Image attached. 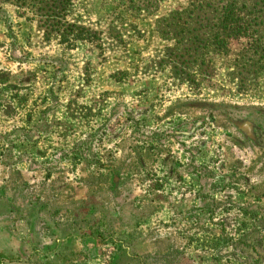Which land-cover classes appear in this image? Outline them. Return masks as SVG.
I'll use <instances>...</instances> for the list:
<instances>
[{
    "label": "rangeland",
    "instance_id": "374dc122",
    "mask_svg": "<svg viewBox=\"0 0 264 264\" xmlns=\"http://www.w3.org/2000/svg\"><path fill=\"white\" fill-rule=\"evenodd\" d=\"M186 1L157 0V12L150 15L134 8L144 7L146 0H75L70 18H75L77 25L85 28L82 35L87 33L90 38L72 42L75 46H70L71 41L60 43L58 39L48 47L37 43L38 49L58 57L54 65L64 66V72L58 73L63 74L64 82L56 85L55 99L70 102L61 104L52 114L54 120L66 125L67 149L82 147L80 142L101 126L100 129H106L96 147L105 154L106 163L110 150L124 148L127 143L131 129L121 133L122 128L140 126L143 120H148L149 128L145 129L151 140L157 139V148H162L163 153L173 154L179 178L173 181L175 185L159 191L168 195V200L157 201L155 222H152L153 226L157 222L155 236L149 237L157 240L147 241L148 237L140 235L117 237L118 244L130 247L128 254L117 253L109 235L114 223L110 204L113 195L109 188L94 182L93 176L98 177L96 172L87 163L82 165L77 160L80 156L72 150L68 189L54 188L52 193L51 188L42 185L16 189L23 199L31 197L38 201L41 218L34 232L30 220L12 223L15 233L1 236L0 231L3 261L264 264V168L261 166L264 165V73L232 72L227 67L237 57L234 55L213 60L212 67L206 68L203 75L192 69L182 70L180 65L176 68L177 59L171 55L176 38L168 34L171 21L164 17L186 5ZM16 3L19 4L16 0H0L1 25L9 20L17 33L27 31L24 29L28 28L27 21L33 14ZM35 31L42 38L40 30ZM33 41L40 40L33 36ZM244 45L232 43L233 49ZM257 60L248 55L239 63L247 61L251 65ZM47 64L43 69L52 72L55 68ZM110 116L123 120L109 127ZM200 116L204 118L198 119ZM192 117L193 124H185ZM250 122L257 125L255 133L260 136L258 141L245 146L243 141L250 139L243 138L237 125L249 132ZM175 127L177 131L190 133L176 135ZM56 129L61 130L59 125L54 126ZM123 135L125 138L117 144L114 138ZM59 141L54 138L55 144ZM44 146L45 142L39 145L40 149ZM235 168L242 170L236 173ZM209 173H213L212 179L208 178ZM160 178L161 173H157V180ZM84 179L93 183L81 187ZM201 183L204 192L199 194ZM86 195L88 199L84 198ZM74 201L72 210L68 205ZM116 201L122 205L121 200ZM97 204L101 206V215L98 214L101 220H96L91 211ZM21 208L31 211L29 203ZM97 225H103L98 235L93 234ZM87 233L91 235L86 236Z\"/></svg>",
    "mask_w": 264,
    "mask_h": 264
},
{
    "label": "crops",
    "instance_id": "0c3cea01",
    "mask_svg": "<svg viewBox=\"0 0 264 264\" xmlns=\"http://www.w3.org/2000/svg\"><path fill=\"white\" fill-rule=\"evenodd\" d=\"M27 22L29 26L24 29L27 31L22 30L18 33L13 29L11 21H4L3 26L0 22L1 236L15 233L16 230L15 227H12V223L25 220H30L29 225L34 232L37 221L41 218L37 207L38 201L31 197L30 199H23L24 196H20L16 189L24 186L37 188L41 185L51 188V193L54 188L63 189L65 187L68 189L72 150H76L75 155L80 156L77 160L82 165L87 163L98 175V177L93 176L96 179L94 182L100 184L102 188H109L113 195V202L110 204H112L111 210L114 212L111 221L114 223L113 227L110 226L111 233L109 235L119 238L140 235L148 237L147 241L157 240L156 238L152 240L149 238L155 236L157 222L154 223V226L152 222H155L157 201L162 203L168 200V195L159 193V191L171 187V184L175 185L176 183L173 181H177L179 178H177L179 167L173 158V154L163 153L162 148H157V139L152 138L151 140L149 132L146 133L145 129L149 128L148 120H143L140 126L129 125L124 129L122 128L121 133L131 129L129 136L126 135L128 136V138L126 137L127 143L124 148L118 145L120 150L118 147L110 150L108 153L109 160L106 163L103 160L105 154L100 152V148V151H98L96 147L103 140L102 133L106 129H100L101 126H99L100 130L94 131L88 135V139L84 138L80 142L83 145L82 147L67 149L66 144L68 143H65V141L68 133L64 129L66 125L64 122L54 120L52 114L55 108L64 103L67 105L70 102L69 99H60L61 101L55 99L58 93L56 85L59 81L64 82L63 74H58L60 71L64 72V66L61 65L60 68L58 65H54V63H58V57L48 54L49 51L37 48V43L48 47L58 38L48 37L45 29L39 26L36 20ZM35 29L40 30L42 38L36 35ZM33 36L40 41L34 42ZM23 43L25 46L22 45ZM27 44H29V47H26ZM47 63L55 68L54 71L51 72L47 68L43 69L44 65H48ZM119 118V116H110L109 127L118 125L119 121L122 122L123 119L120 120ZM202 118L204 117H198V119ZM187 121L188 123H184L193 124L194 119L192 117ZM200 122L202 121L200 120ZM57 124L61 129L59 131L54 130V126L58 127ZM256 126L250 122L248 125L249 133L237 125L242 136H244L243 138L246 141L250 139L247 142L243 141L245 146L259 140L260 135L255 133ZM188 132L190 133V131L186 133L177 131L176 127L174 128V134L176 135L188 134ZM54 138L60 141L55 144ZM123 138H125L124 135L114 138V141L118 144V140ZM42 142H45V146L40 149L39 145ZM255 148L257 147L255 146ZM157 159L159 164H157ZM39 160L43 162H39ZM261 166L264 168L263 164ZM238 167L240 168V166ZM240 170L235 168L236 173H239ZM205 172L211 171L205 169ZM157 173H161V178L158 180ZM212 176L213 173H209L208 178L212 179ZM23 179L26 182L25 185H23ZM81 181H83L81 187L88 186L89 182L93 183L90 179ZM105 183L108 184V187ZM157 184L163 185L162 189H157ZM124 187L128 190L124 191ZM197 191L199 194L204 192L202 183L199 184ZM88 197L86 195L84 198L88 199ZM116 200H121L122 205L119 206ZM25 203L31 205V211H23L21 205ZM74 204L75 201L72 205H68V208L72 209L71 206H74ZM130 204H132L133 209L129 210ZM96 209L92 208L91 211L96 220H101V206L97 204ZM45 218H48V213ZM93 222L95 223V221ZM102 227L103 225L94 226L93 234L98 235ZM96 230H99L98 233H96ZM89 235L91 233L86 234V236ZM3 241L6 242L4 239ZM124 246L127 249L130 248L128 245ZM1 264L13 263L3 261Z\"/></svg>",
    "mask_w": 264,
    "mask_h": 264
},
{
    "label": "trees",
    "instance_id": "16d2710c",
    "mask_svg": "<svg viewBox=\"0 0 264 264\" xmlns=\"http://www.w3.org/2000/svg\"><path fill=\"white\" fill-rule=\"evenodd\" d=\"M74 1L16 0L19 3L16 5L29 10L33 14L30 20H37L48 37L58 38L60 43L71 41L70 46H75L72 42L89 39L90 35H82L85 28L77 25L75 18H70ZM145 3L144 7L134 8L155 15L157 0H146ZM164 20L171 21L168 34L176 38L175 51L171 54L177 59L176 68L180 65L182 70L192 69L203 75L206 68L212 67L213 60L234 55L237 57L227 67L232 72L239 75L246 70V74L264 73V0H187L186 5L175 9ZM232 43L246 45L233 49ZM248 55L258 58L256 64L239 63ZM159 184L157 189H162L163 185ZM116 238L111 235L110 243L115 245L117 253L128 254L127 248L118 244ZM4 256L0 253V263Z\"/></svg>",
    "mask_w": 264,
    "mask_h": 264
}]
</instances>
